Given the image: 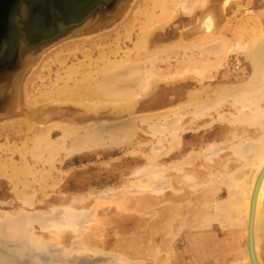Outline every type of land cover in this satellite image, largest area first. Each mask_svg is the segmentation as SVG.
<instances>
[{"label": "bare ground", "instance_id": "bare-ground-1", "mask_svg": "<svg viewBox=\"0 0 264 264\" xmlns=\"http://www.w3.org/2000/svg\"><path fill=\"white\" fill-rule=\"evenodd\" d=\"M169 1L172 2V7L169 9L166 5L163 11L166 16L176 11H181L190 17L199 13L198 24L186 31L188 36L179 32L175 41L152 44L148 40L150 28L140 26L138 39L133 42L131 48L123 49L119 42L108 47L111 55L120 53L122 55L120 58L110 60L107 58L108 53L101 50L99 59L105 62L106 66L97 70L103 78L97 80L95 92L98 96H108L112 99L107 100L108 103L101 100L92 106L81 105L84 113L65 114L61 119L62 122L52 120L55 115L51 107L36 109L34 105L25 101L23 97L26 94L24 89L26 79L54 46L64 42L66 38L77 40L89 37L92 32L105 30L114 20L124 17L123 14L133 0H4L2 2L0 123L20 120L23 117L34 120V122L28 120L29 133L26 132L25 141L16 146L21 148L29 146L35 160L46 164L75 156L108 155L115 149H123L125 155L132 157L136 164L131 167L130 172L135 181L125 183L121 190L111 188V191L103 196L95 197L94 202L88 207L84 206L87 204L86 199L75 197L69 203L36 208L34 207L37 202L35 189L24 183L20 187L18 182L12 181L11 173H15L16 167L20 168L21 165L18 166V163L10 161L8 168L6 163L0 162V176L11 182V192L21 202L20 209L4 210L1 206H6L8 203L7 200L1 201L0 264H146L147 257L151 255L152 264H173L172 259L175 258L176 250L174 246H167L163 253L159 245H152L151 250L147 249L150 251L148 255L146 253L141 256L140 251L138 254L135 253L136 256H132L126 252L115 253V250H105L102 248L105 239L101 237L106 234L105 231L111 221L113 222V218L121 217L115 221L120 222L119 224L128 220L134 222L136 219L131 213L137 209L132 210L128 207L124 190L132 195L136 193L145 196L163 195L174 200L183 193L171 182L172 179L178 178L179 181L189 184L187 189L192 193L196 190L192 183L195 175L185 166L196 159L213 158L214 160L217 155L224 152V149H228L226 154L231 153V156L226 158L214 175L213 166H209L212 175L210 174L211 177L207 179L208 184L219 180L231 191L228 190L226 197L221 195L218 199L219 190L210 188L208 192L214 203L207 199L203 203V208L208 209L212 206L214 212L203 214L200 206L196 209L190 206L187 209L189 211L187 217L191 220L201 211L200 216L206 214L203 222L205 227L209 223H214L221 229H243L245 251L243 252L242 249L239 259L233 262H218V264H252L248 233L253 204L252 236L256 259L258 264H261L259 244L261 236H264V9L256 10L249 7L252 0H225L223 3L225 7L234 2L237 8L234 12L240 11L241 33L248 31L250 35L246 40L240 37L238 41L230 43V38L221 36L225 25L218 28L219 21H215L211 16L212 9L208 8V0ZM261 1L263 2L261 6L264 8V0ZM223 23H228V19L226 18ZM154 29L156 31V28ZM159 38L165 39L162 36ZM192 49L198 51L187 53ZM174 54L177 55L174 59L177 63L168 64V68L163 69L160 63L169 61ZM231 54L237 56L236 64L240 60V64L247 65V71L244 69L238 73L231 71L228 60ZM61 64H66V58ZM82 64L83 61H80L76 70L82 67ZM74 69V66L66 68L69 72ZM220 70L225 72L215 86L211 85L212 80H217V74H221ZM191 80L200 88L184 91V85ZM159 82L166 85L179 84L181 94H176L180 97L179 102L173 103L176 96L172 94L170 106L164 105L162 108H148L141 111L138 108L134 114L133 109L136 107L134 105L149 96L155 89V84ZM92 89L94 90L93 87ZM184 92H186L185 100H181ZM155 102L156 100L152 98L147 102V106H152ZM81 103H85L84 100ZM103 109L125 117L117 120L108 119L109 121L100 118L95 120L94 116ZM206 119L225 124L221 126L223 133L221 138L216 136V139L208 140L205 135L195 134L197 124L201 121L205 122ZM56 131H60L61 135L54 138ZM138 132H144L148 137L149 147L134 140ZM187 133H194L189 141L184 139ZM222 144H226V147ZM142 145L145 149L140 148ZM13 152L10 153L11 156L14 155ZM17 153L22 157L21 150ZM232 165L238 168L241 166L240 171H233ZM29 166L25 161L21 167L28 170ZM5 169H9V172L7 173ZM240 181L246 183H243L244 188L240 185ZM188 204H192L191 200ZM112 209H116L118 214H113ZM193 209L195 211L191 212ZM176 211L174 213L170 211L167 218L175 220L180 215ZM121 213L128 214L120 216ZM183 223L186 221L184 220ZM176 228L178 223H175L174 229ZM124 245V249H131L134 246L131 242ZM191 264L195 262L191 261Z\"/></svg>", "mask_w": 264, "mask_h": 264}, {"label": "rangeland", "instance_id": "rangeland-1", "mask_svg": "<svg viewBox=\"0 0 264 264\" xmlns=\"http://www.w3.org/2000/svg\"><path fill=\"white\" fill-rule=\"evenodd\" d=\"M224 1L225 0H208V8L212 9L210 12L211 16L215 21H219L217 22L218 28H221L219 27L221 25H225V28H223L224 31L222 30L221 32L223 35L221 34V36H225L228 39L230 38V43L233 41H238L240 37H242V40L248 39L250 37L248 31L241 33L242 27H240V11L237 13L234 12L237 9L235 4H233L234 2L225 7L223 5ZM261 3L263 4L261 0H252V3L249 7L256 10L264 9L263 6H261ZM242 4H244V2H242ZM166 5L170 9L172 7V2L170 3L169 0H133L130 7H127L128 9L126 10L125 14H123L124 17L117 19L116 21L114 20L115 22L113 21V23H111L105 30L92 32L90 33L89 37L78 38V41L75 40L76 38H66L64 42L57 44L54 46V48L48 51V53L39 63L38 67L26 79L24 84L26 94L23 98L25 101H28L29 104L34 105L36 109L38 107H51L50 109L54 111L53 113L55 115V118L52 120H60V122H62L61 119H63L65 114L72 115L84 113V109H82L83 105V107L92 106L95 105L97 101L101 100H104L105 103H108L107 100L112 98H109L108 96H98V94L95 92L97 80L100 81L101 78H103L97 70L102 66H106V63L99 59L101 50H104V52L108 53L107 58L110 60L120 58L122 56L120 53H118V55H111L108 47H111V45L119 42L123 49L126 47L131 48L133 42L138 39V35L141 31V29H139L140 26H148V29L150 28L148 32L150 35L148 36V40L152 44H163L175 41L179 35V32H182L187 37L188 35L186 34V31L198 24L199 13H197L194 17H190L181 13V11H176L173 12V14L166 16L163 13L164 8L167 7ZM226 18L228 19V23H223ZM162 25L163 27H161ZM154 28H156V31H154ZM159 36H162L165 39H160ZM167 36L170 37L166 38ZM195 50L198 51L197 49H192L188 52H185L191 53ZM180 51L184 53L183 50ZM176 56L177 55L174 54L172 58L169 59V61L160 63V65L162 64L161 67L166 70V68H168V64L175 65L177 63L176 60H174ZM236 57V55L231 54L230 59H228L229 68H231V71L233 73H238L242 69L247 71V65L245 63L240 64V60H238L239 62L236 64ZM64 58H66V64L62 65L61 61ZM80 61H83L82 67H79L76 70ZM68 66H74V71H67L66 68ZM219 72H221V74H217V80H212V82H210L211 85L215 86L217 84L220 76L223 72H225V70H220ZM155 85V91L153 90L152 93L150 92L151 94L141 100V103L134 105L136 106L133 109L134 114L138 111V108L141 111L148 108H162L164 105L170 106L172 103L170 101L172 94H175V96L176 94H181V88L179 84L166 85L163 82H159ZM184 88V91H188L191 90V88L200 87L195 83V81L191 80L186 85H184ZM185 96L186 92L183 93L181 100H185ZM152 98L156 100L155 104L152 106H147V102ZM178 98L180 97L177 95L173 99V103H178ZM83 100L85 103H81ZM94 100L96 101L94 102ZM49 102L50 104L48 105ZM88 102H90V104ZM103 110L94 116L95 120L100 118L103 119V121H109L108 119L117 120L125 117V115H117L116 113H112V111L110 113V110ZM61 112H63L62 116ZM28 120L34 122L33 119H27L26 117H23L20 120L4 121L0 123V162L6 163L8 168L10 161L13 163H18V166H22V163L25 161L28 162V165H30L28 170L20 166V168L16 167L15 173L12 172L11 174L13 175L12 181L15 180V182H18L20 187H22V183H24L33 190L35 189V196L37 199H35V201L37 202L35 203L34 207L43 208L44 206L49 207L61 203H69L71 202V199L75 197L79 199L83 197V199H86L87 204L84 206L88 207L94 202V199H96L95 197L103 196V194L111 191V188L114 190H121L124 188L125 183L128 184L129 181H135L130 172L131 167H134L136 162L132 157L125 155V151L123 149H115L108 155H91L84 157L75 156L67 160L52 161L51 164H46L43 161L35 160L29 146H23L22 148L16 146L21 145L26 139L25 133H29L27 128V123H29ZM19 122L21 124H18ZM223 125L225 124L212 122L210 119H206L205 122L201 121L197 124L195 128V134L205 135L208 140L216 139V136L217 138L218 136L221 138L223 135L221 126ZM192 134L194 133L185 134L184 139L186 141L191 140L193 136ZM206 134L208 135L206 136ZM4 135H6V137ZM59 135H61L60 131H56L53 137L55 138ZM134 140L136 142H142L143 145L148 147L150 146L148 144V137L144 135V132H138ZM143 145L140 146V148L145 149ZM222 145L226 147V144ZM3 148H5V150H3ZM18 150H21L22 157L19 155V153H17ZM12 152L14 155L11 156L10 153ZM226 152H228V149H224V152L220 155H217L214 160L213 158H211V160L196 159L192 163L187 164L185 168L192 170L193 174L195 175L192 183L195 185L196 190H193L192 193H190L187 189V187H189L188 183H185L184 181L181 182L178 178H174V180L172 179L171 182L174 183V186L183 191L182 194H179V196L174 199L175 201L173 199L171 200V198L164 197L163 195L152 194L145 196L142 193H136L135 195H132L129 193V191L124 190V194L127 198L126 204L129 205L128 207H131L132 210L137 209V211L131 213V215H134L136 219H134V222L128 220L123 222V224H119L120 222L115 221L117 218L121 217L113 218L112 220L115 223L111 221V224L108 225V228L105 231L106 234L101 237L105 239V245H103L102 248L108 251L115 250V253L118 251L126 252L132 256H136V254L141 251V256H143L146 255V253L147 255L150 253V251L147 249L151 250L153 247L152 245H159L163 253L165 252L167 246H174L176 250L174 253L175 258L172 259L174 260L173 264H177L178 262L180 264H184L185 262L191 264V261L195 262V264H218V262H233L234 260L239 259L242 249L243 252L245 251L244 230H236L233 228L221 229L214 223H209V225L205 227L203 226V222L205 221L206 214L200 216L201 211L203 214L205 212L212 211V206L208 209L203 208V203L207 199L214 203L210 192H208L210 191V188L213 190H219H215L218 192V199L221 198V195L226 197L228 190L231 191V189H229L225 183H222L219 180L217 182L208 184V179L212 175L209 171V166H213L212 168L214 169V175V172L219 170L220 165L224 163L226 158L231 156V153L226 154ZM240 168H238L236 165L231 166V169L237 172L240 171ZM5 170H7V173L9 172V169ZM1 172L3 173L4 171ZM243 183L246 184L245 182L240 181V185H242L244 188ZM0 185V204L1 201L6 200L8 203L6 206H1L2 209H20L19 206L21 202H19L18 199L12 194L11 182L4 176H0ZM190 200L192 204L189 205L188 203ZM190 206L195 209L196 207L200 206L201 209V211L197 213L196 216H193L191 220L189 217H187L189 215V211L187 209ZM195 209H193L191 212H194ZM175 210H177L180 215L175 220L168 219L167 217L169 216V213H174ZM113 211V214H118L116 209ZM177 211L176 213H178ZM125 214L121 213L120 216ZM184 220L186 223L182 224ZM175 223H178V228H176L177 230L174 229ZM128 242H131L134 244V246H132L131 249H124V244ZM147 258L146 264H152V255ZM259 258L260 263L264 264L263 235L261 236L259 244Z\"/></svg>", "mask_w": 264, "mask_h": 264}, {"label": "water", "instance_id": "water-1", "mask_svg": "<svg viewBox=\"0 0 264 264\" xmlns=\"http://www.w3.org/2000/svg\"><path fill=\"white\" fill-rule=\"evenodd\" d=\"M2 2H4V0H0V12L2 10ZM115 17L112 16V18H115ZM258 182H259V180H258ZM252 218H253V204H252V213L250 215V226H249V233H248V248H249L250 258H251L252 264H258L257 259H256L255 250H254V243H253V236H252V226H253Z\"/></svg>", "mask_w": 264, "mask_h": 264}]
</instances>
